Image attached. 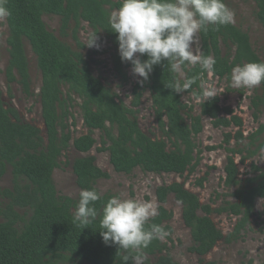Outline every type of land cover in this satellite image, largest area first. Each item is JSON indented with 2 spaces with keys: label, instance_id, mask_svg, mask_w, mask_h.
<instances>
[{
  "label": "trees",
  "instance_id": "1",
  "mask_svg": "<svg viewBox=\"0 0 264 264\" xmlns=\"http://www.w3.org/2000/svg\"><path fill=\"white\" fill-rule=\"evenodd\" d=\"M253 1L255 18L264 29V0ZM6 6L10 12L3 18L8 32V61L0 74H4L10 96L12 84L20 85L25 94H30L26 46L30 47L41 76L38 97L44 129L25 121L14 107L7 106L0 86V179L8 170L11 175V187L0 189V264H137V260H142L140 264H179L168 254L167 242L159 238L138 250L104 243L99 219L112 194H100L101 200L95 203L99 215L93 224L84 228L74 223L72 214L79 197L58 195L53 173L60 167L63 152L73 149L81 154L71 162L80 190L95 188L99 180L107 179L109 175L97 167L95 158L86 155L96 144L93 133L98 130L102 134L98 151L108 152L116 173L128 175L139 168L145 173L182 176L194 172L199 161L195 138L203 130L202 118H209L215 127H240L241 119L232 115L229 107L222 108L218 97L200 104L198 114H194V106L182 102V94L189 93H177L168 86L177 79L183 81L178 69L185 78H197L194 89L201 79L208 78L207 72L199 65L190 68L186 64L173 71L167 61H162L154 65L147 80L143 79L152 94L159 137L144 134L137 122L138 112L117 103V94L94 76L89 62L93 59L87 60L82 52L88 46L78 39L80 24L85 21L92 30L89 42L96 34L111 43L113 71L120 82H126L124 69L132 65L121 61L118 34L111 31L109 24L110 14L120 6L119 0H7ZM44 16L59 18V37L47 29ZM198 35L201 52L216 61L212 78L230 80L235 65L262 61L248 34L234 24L209 26ZM138 88L139 85L133 88V108L140 103ZM74 96L81 100L79 108L87 133L72 139L68 118L73 115L68 105ZM249 101L257 119L264 111V83L254 90ZM222 113L229 117L221 116ZM262 134L264 124L246 138L248 146L255 148L248 150L249 156L264 150V140L259 139ZM226 138L228 141L230 134ZM234 138L244 139L239 130ZM232 153L240 155L242 151ZM224 171V186L231 191L227 196L230 199L218 208L203 205L182 183L156 189L158 215L149 223L162 225L169 233L165 238L170 239L172 228L167 223L172 213L163 205L172 194L181 205L182 221L193 242L190 251L199 257L198 264H215L204 257L217 243L237 240L255 211L256 201L264 199V170L253 167L252 173L241 179L234 160L228 157ZM213 214L237 218L233 232L224 236L215 225Z\"/></svg>",
  "mask_w": 264,
  "mask_h": 264
},
{
  "label": "rangeland",
  "instance_id": "2",
  "mask_svg": "<svg viewBox=\"0 0 264 264\" xmlns=\"http://www.w3.org/2000/svg\"><path fill=\"white\" fill-rule=\"evenodd\" d=\"M115 1V0H113ZM225 4L235 12V26L246 32L250 38L252 48L256 51L262 61H264V29L260 26L255 18L256 5L253 0H225ZM43 21L49 31L59 37V18L52 16H44ZM86 31H78L81 36L80 41L84 39ZM8 36L7 28L4 19H0V69L2 72L8 61V46L6 39ZM96 46L87 47V50H82L83 55L87 60L93 59L90 62L93 74L100 79H103L107 86H112L118 91V96L125 101H130V94L135 84L139 85L141 97L137 111V122L140 129L145 134H155L159 137L157 123L154 116L152 105L151 91L144 84L143 78L134 75L132 68H125L127 75L126 82L122 83L119 77L112 71L110 66L111 54L107 42L102 38H97ZM197 43L193 44V50L197 47L200 49L199 35L196 37ZM67 41L73 44L72 40ZM88 42V38H87ZM222 53H225V48L221 45ZM95 52V53H94ZM26 54L29 61L30 74V94H25L18 84L11 85V96L6 92V82L4 74H0V86L3 93V100L7 106L14 107L21 117L41 128L44 125L41 119V107L39 102V89L41 86V76L36 68V61L29 46H26ZM180 79L185 78L184 72L178 69ZM217 88L222 92L217 97L219 105L229 107L233 114L239 117L242 121L240 127L231 125L230 127H215L209 118H202L203 130L196 136L195 143L200 152L199 161L194 172H186L182 176L176 174H152L145 173L139 168L135 169L131 174L116 173L110 162L108 152H100L101 132L94 131L93 135L96 140L95 146L86 154L95 158V164L102 171L106 172L109 177L99 180L95 188L101 195L120 194L124 198L136 199H155L158 206L160 205L156 198V189L163 185H170L174 182L182 183L184 187L195 193L203 205L208 204L212 208H218L225 200L231 191L224 186L225 165L228 157H232L239 173V178H246L252 173L253 167L264 170V150L259 151L253 156H249L248 150L253 151L255 148L248 146L249 140L246 139L249 135L256 131L260 124H264V111L259 113L256 119L253 116V110L250 108L249 98L253 96L255 87L252 90L243 88L237 89L232 87L231 79H216L212 78ZM113 90V91H114ZM142 90V91H141ZM132 98V97H131ZM182 102L194 106V114H198L199 108L195 105L190 95L183 93ZM221 116L229 117L221 114ZM70 130L72 133L80 135L85 128L82 125L81 119L74 117L69 119ZM240 131L243 140L239 141L234 138V134ZM230 134L227 141L226 134ZM260 141L264 140V134L259 137ZM241 150L239 155L232 151ZM81 154H78L73 149H68L61 156L60 167L53 173V179L58 195L69 196L73 199H78L80 189L75 183V176L71 169L72 160ZM244 161H241V160ZM200 183V184H199ZM11 187V175L9 170L0 179V189ZM169 212L172 213V218L168 221L172 228V233L169 240L163 238L167 242L168 254L179 264H198L199 257L190 251L193 246L190 231L182 221L181 205L174 199L171 194L167 197L166 203L163 205ZM212 219L215 225L222 230L224 236L233 232L237 218H232L227 214H213ZM237 219V220H236ZM205 261L214 262L215 264H264V199H258L255 204V211L244 226L240 230L237 240L231 243L223 241L217 245L204 257ZM140 264L142 260H137ZM77 264V263H73ZM86 264V263H83Z\"/></svg>",
  "mask_w": 264,
  "mask_h": 264
},
{
  "label": "clouds",
  "instance_id": "3",
  "mask_svg": "<svg viewBox=\"0 0 264 264\" xmlns=\"http://www.w3.org/2000/svg\"><path fill=\"white\" fill-rule=\"evenodd\" d=\"M119 8L109 17L111 31L117 33L121 61L130 62L134 75L148 79L154 65L167 61L176 71L181 65H199L208 78L177 79L168 87L177 93L187 91L192 102L199 106L222 92L212 79L215 58L204 55L193 44L202 30L209 26L235 24V12L224 0H119ZM7 0H0V19L8 17ZM95 34L86 46H96ZM139 54V55H137ZM147 59H141L142 56ZM203 72L201 75H203ZM264 83V61L244 62L231 70L232 87L252 90ZM101 200L95 189H81L78 204L73 211V222L87 228L96 221L95 203ZM158 215L155 199L124 198L120 194L109 197L102 208L99 225L105 244H115L124 250L147 248L154 239H163L169 233L162 225L150 224Z\"/></svg>",
  "mask_w": 264,
  "mask_h": 264
},
{
  "label": "built area",
  "instance_id": "4",
  "mask_svg": "<svg viewBox=\"0 0 264 264\" xmlns=\"http://www.w3.org/2000/svg\"><path fill=\"white\" fill-rule=\"evenodd\" d=\"M80 31L82 30V32L83 31H86L87 32V34L85 35L84 33H80L81 35L82 34H84V39L83 40H81L80 41V38H81V36L78 34V39H79V41L81 42V43H83V44H87V38H88V42H89V37L91 36V33H92V30H91V28L89 27V24L87 23V22H85V21H82L81 22V24H80V29H79ZM103 36H101V37H98V38H102ZM103 39H104V37H103ZM98 40V39H97ZM104 41H106L107 42V45L109 46V48H110V51L111 52H113V49H112V45H111V43L109 42V41H107L106 39H104ZM110 63H111V60H110ZM110 66L112 67V63L110 64ZM127 68H132V66H128ZM112 71H113V67H112ZM114 72V71H113ZM95 76V75H94ZM127 76V75H126ZM95 77H97V76H95ZM98 78V77H97ZM99 80H100V82L103 84V85H106L105 83H104V81H103V79H100L99 78ZM128 81V80H127ZM135 85H137V84H135ZM134 85V86H135ZM112 90H114V88L112 87V86H109ZM134 88V87H133ZM133 88H132V90H131V92H130V94H128V98L127 99H131V101H132V98H133V96H132V93H133ZM138 91H140V88H138ZM142 91V90H141ZM114 92H115V90H114ZM116 94H117V97H115V101L117 102V103H120V102H122L124 105H126L128 108H131V109H134V110H136V111H138L139 110V107L137 106V107H132L131 106V102L130 101H125V100H122L118 95V91H116L115 92ZM132 97V98H131ZM80 103H81V100L78 98V97H75L74 96V101L71 103V104H69L68 105V111L69 112H71L72 113V115H73V119H74V117H77V118H79V119H81V121H82V125H83V127H84V124H83V120H82V117H81V111H80V108H79V105H80ZM70 118H72L71 116H69V118H68V130H69V132H70V134H71V136H72V139H74V138H77V137H79V136H81L82 134H86L87 133V130H86V128H85V130H84V132L82 133V134H80V135H77L76 133H72L71 132V130H70V125H69V119ZM96 131V130H95ZM98 131V130H97ZM142 131V130H141ZM143 132V131H142ZM144 134H145V132H143ZM93 138L95 139V137H94V135H93Z\"/></svg>",
  "mask_w": 264,
  "mask_h": 264
},
{
  "label": "flooded vegetation",
  "instance_id": "5",
  "mask_svg": "<svg viewBox=\"0 0 264 264\" xmlns=\"http://www.w3.org/2000/svg\"><path fill=\"white\" fill-rule=\"evenodd\" d=\"M92 34V33H91Z\"/></svg>",
  "mask_w": 264,
  "mask_h": 264
}]
</instances>
